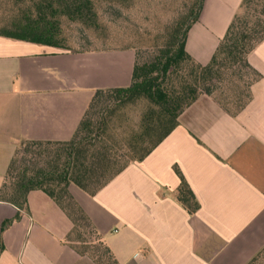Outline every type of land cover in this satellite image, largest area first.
Segmentation results:
<instances>
[{"label": "crops", "instance_id": "1", "mask_svg": "<svg viewBox=\"0 0 264 264\" xmlns=\"http://www.w3.org/2000/svg\"><path fill=\"white\" fill-rule=\"evenodd\" d=\"M242 0H203L185 53L210 63ZM132 50L72 52L0 36V189L23 142H66L98 90L131 83ZM259 79L243 107L202 94L141 162L90 197L69 192L117 264H248L264 249V40L249 54ZM177 168L199 209L176 200ZM72 229L44 193L27 209L0 199V264H96L66 241Z\"/></svg>", "mask_w": 264, "mask_h": 264}, {"label": "trees", "instance_id": "2", "mask_svg": "<svg viewBox=\"0 0 264 264\" xmlns=\"http://www.w3.org/2000/svg\"><path fill=\"white\" fill-rule=\"evenodd\" d=\"M202 3L203 0H196L195 9L186 17L190 23L184 24L185 20L176 24L164 44L155 50L153 60L139 62L131 49L135 61L130 85L96 91L70 140L21 143L1 186V201L26 210L30 192L44 193L71 222L66 241L79 255L96 264H117L71 196L69 186L92 197L130 163L141 162L173 131L180 114L202 95L201 88L223 68L247 69L252 76L249 85L259 79L247 58L264 40V0H242L206 66L196 63L184 50L186 34L197 21ZM92 6L91 0H29L20 18L0 29V36L65 49L55 41L57 22L52 19L59 14L73 20L85 19L91 15ZM241 10L243 14L239 15ZM139 104H143V110L130 135L119 140L107 132L108 119ZM174 172L180 180L176 200L193 215L199 205L176 167ZM83 229H88L94 242L85 238ZM262 255L264 249L248 264H255Z\"/></svg>", "mask_w": 264, "mask_h": 264}, {"label": "rangeland", "instance_id": "3", "mask_svg": "<svg viewBox=\"0 0 264 264\" xmlns=\"http://www.w3.org/2000/svg\"><path fill=\"white\" fill-rule=\"evenodd\" d=\"M36 1V0H34ZM91 15L70 19L63 14L54 19L55 41L72 52H103L133 49L139 62H149L165 42L172 28L194 10L196 0H91ZM29 0H0V29L18 20ZM243 14V10L239 15ZM187 20L184 24H189ZM250 72L240 66L222 69L215 79L202 87L201 94L213 96L228 110H237L247 99ZM143 104L123 109L108 119L107 132L120 140L130 135ZM85 238L94 242L88 229ZM255 264H264V255Z\"/></svg>", "mask_w": 264, "mask_h": 264}]
</instances>
